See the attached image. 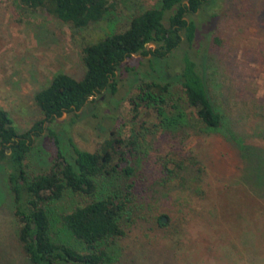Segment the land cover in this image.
Returning <instances> with one entry per match:
<instances>
[{
    "label": "rangeland",
    "instance_id": "rangeland-1",
    "mask_svg": "<svg viewBox=\"0 0 264 264\" xmlns=\"http://www.w3.org/2000/svg\"><path fill=\"white\" fill-rule=\"evenodd\" d=\"M106 1L103 18L77 29L44 9L0 0V107L18 131L41 119L33 96L52 75L81 77L84 45L124 29L133 14L158 0ZM186 17L197 26L191 48L206 57L208 95L223 114L218 130L155 129L157 117L146 108L133 117L128 97L141 81L171 80L182 43L152 67L150 55L125 58L134 70L120 66L114 94H97L95 104L51 123L68 161L71 143L94 151L110 137L134 141L130 173L97 179L99 189L101 182H110L123 190L131 206L122 222L124 234L108 246L103 264H264V0H208ZM53 157V144L42 130L32 137L24 169L28 175L44 171ZM8 170L0 161V264H26L6 185ZM83 199L66 191L50 204V212H69ZM55 228L53 237L84 250Z\"/></svg>",
    "mask_w": 264,
    "mask_h": 264
},
{
    "label": "trees",
    "instance_id": "trees-1",
    "mask_svg": "<svg viewBox=\"0 0 264 264\" xmlns=\"http://www.w3.org/2000/svg\"><path fill=\"white\" fill-rule=\"evenodd\" d=\"M17 2L23 8L44 9L77 29L103 18L110 5L106 0ZM207 2L158 0L154 6L133 14L124 29L106 33L84 45L81 77L64 72L52 75L33 96L41 119L28 129L18 131L9 113L0 107V161L9 169L6 185L12 200L17 241L26 264H103L108 246L124 234L122 222L131 208L127 194L110 182H101L99 189L97 179L110 178L116 171L125 176L130 173L128 157L134 141L110 137L94 151L81 150L71 143L73 158L68 161L51 123L63 112L76 115L80 108L95 104L97 94H114L120 66L125 71L134 70V66L124 64L125 58L132 54L150 55L147 62L152 67L154 61L184 44L178 71L171 80H147L136 85L128 97L133 117L146 108L154 111L158 120L154 128L162 131L220 128L223 114L210 100L206 87V57L191 48L197 26L186 17L201 10ZM147 43H153L154 48L147 50ZM43 123L47 124L44 128ZM42 130L53 144L54 157L46 170L28 175L23 160L31 150L32 137ZM66 191L83 197V203L69 212L52 214L50 204ZM54 225L57 235L62 232L72 236L84 250L78 251L64 239L53 237Z\"/></svg>",
    "mask_w": 264,
    "mask_h": 264
},
{
    "label": "water",
    "instance_id": "water-1",
    "mask_svg": "<svg viewBox=\"0 0 264 264\" xmlns=\"http://www.w3.org/2000/svg\"><path fill=\"white\" fill-rule=\"evenodd\" d=\"M149 45H151L152 47H154V44H153V43H147V44H146V46H149ZM132 55H134V54H132ZM63 113H65V112H63ZM63 113H62V114H63ZM160 220H161V222H163V221L165 220V217L162 216Z\"/></svg>",
    "mask_w": 264,
    "mask_h": 264
}]
</instances>
